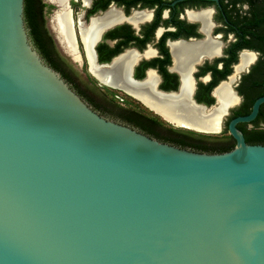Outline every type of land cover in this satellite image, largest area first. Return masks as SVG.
I'll list each match as a JSON object with an SVG mask.
<instances>
[{"label":"water","instance_id":"95a60500","mask_svg":"<svg viewBox=\"0 0 264 264\" xmlns=\"http://www.w3.org/2000/svg\"><path fill=\"white\" fill-rule=\"evenodd\" d=\"M181 148L94 111L0 0V264H264V145Z\"/></svg>","mask_w":264,"mask_h":264},{"label":"flooded vegetation","instance_id":"af4514ba","mask_svg":"<svg viewBox=\"0 0 264 264\" xmlns=\"http://www.w3.org/2000/svg\"><path fill=\"white\" fill-rule=\"evenodd\" d=\"M31 4L28 34L44 62L94 111L161 142L199 152L229 151L236 142L230 122L249 115L264 96V0ZM222 86L230 93L223 104ZM183 97L207 116L215 112L217 129L178 124L154 105ZM234 127L246 143L264 145V102L251 120Z\"/></svg>","mask_w":264,"mask_h":264},{"label":"bare ground","instance_id":"6f19581e","mask_svg":"<svg viewBox=\"0 0 264 264\" xmlns=\"http://www.w3.org/2000/svg\"><path fill=\"white\" fill-rule=\"evenodd\" d=\"M59 30L64 34L66 38V26L64 23V20L62 17H59L58 21ZM67 40V38H66ZM183 57V55H181ZM94 70V68H92ZM96 75L99 76V78L104 79L106 75H104L101 72H95ZM113 74V73H112ZM112 74L109 72L107 73L109 77L112 76ZM184 95V94H183ZM219 98L221 104H223V101H226L230 98V93L225 88V86H222L219 90ZM156 108H159L164 114L172 121L181 124L186 125L192 128H198L203 129L207 131H212L217 129V115L214 113H211L210 115H205L201 110L194 108L192 105H190L184 97L179 102H160V103H154Z\"/></svg>","mask_w":264,"mask_h":264},{"label":"trees","instance_id":"16d2710c","mask_svg":"<svg viewBox=\"0 0 264 264\" xmlns=\"http://www.w3.org/2000/svg\"><path fill=\"white\" fill-rule=\"evenodd\" d=\"M32 4L31 0H24V20L27 26V29L29 28V33H31V26H32Z\"/></svg>","mask_w":264,"mask_h":264}]
</instances>
